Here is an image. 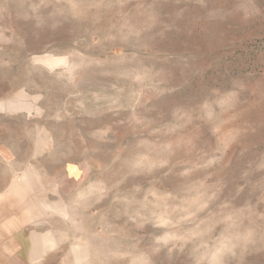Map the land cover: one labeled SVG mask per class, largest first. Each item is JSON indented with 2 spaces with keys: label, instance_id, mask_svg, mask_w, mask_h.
<instances>
[{
  "label": "rangeland",
  "instance_id": "374dc122",
  "mask_svg": "<svg viewBox=\"0 0 264 264\" xmlns=\"http://www.w3.org/2000/svg\"><path fill=\"white\" fill-rule=\"evenodd\" d=\"M0 104V264H264V0H0Z\"/></svg>",
  "mask_w": 264,
  "mask_h": 264
},
{
  "label": "crops",
  "instance_id": "0c3cea01",
  "mask_svg": "<svg viewBox=\"0 0 264 264\" xmlns=\"http://www.w3.org/2000/svg\"><path fill=\"white\" fill-rule=\"evenodd\" d=\"M2 108V105L0 104V109ZM0 153L2 156H4V152L2 150H0ZM46 208H49V206H47ZM43 246H46L47 243H41Z\"/></svg>",
  "mask_w": 264,
  "mask_h": 264
}]
</instances>
